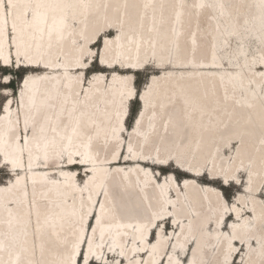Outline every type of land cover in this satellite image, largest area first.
<instances>
[{"label": "bare ground", "instance_id": "1", "mask_svg": "<svg viewBox=\"0 0 264 264\" xmlns=\"http://www.w3.org/2000/svg\"><path fill=\"white\" fill-rule=\"evenodd\" d=\"M13 3L0 65L30 70L1 89L0 264H264V0Z\"/></svg>", "mask_w": 264, "mask_h": 264}, {"label": "rangeland", "instance_id": "2", "mask_svg": "<svg viewBox=\"0 0 264 264\" xmlns=\"http://www.w3.org/2000/svg\"><path fill=\"white\" fill-rule=\"evenodd\" d=\"M112 36V35H110ZM100 44H101V41L99 40L96 44H94L92 47L94 49V58L90 61L91 62V65L90 67L86 70V77H89L92 72L94 71H108L102 67H100L98 64L100 63V56L98 54L97 55V51L99 52V49L101 48L100 47ZM13 51V48L12 46L10 47ZM90 64V63H89ZM88 64V65H89ZM15 65V64H14ZM150 65V64H149ZM156 65V64H155ZM30 69H26L24 67H13V66H9V67H3L0 65V80L2 79V77L4 75H8V78L12 80V83L11 85L8 84V82L5 84V83H1L0 84V106L2 104V102L7 98V94H2L1 92V89L4 88V87H7L9 88L10 87V93L13 97V102L16 103V101L18 100V93H19V83H20V80L21 78L25 75V73L27 71H29ZM158 72L157 69L151 67L150 66H147L139 71H134L133 72V82H135V80H137L138 82V86L135 85V88L136 90L138 91L139 95H138V99L141 98L140 97V94L143 92V89L147 86V82L149 81V78L151 76L152 73H156ZM8 79V81H9ZM3 80V79H2ZM13 90H12V89ZM135 97L133 96L132 99H134ZM134 99L132 100L130 103H129V114H128V111L126 113V115L128 114V117H127V120H126V128H129L130 129L132 128V126L135 125V122L137 121L138 119V114H139V107H140V102L139 100L141 101V99ZM15 104H14V109H15ZM125 115V117H126ZM137 116V117H136ZM232 152V149L231 150H226V154ZM1 165V164H0ZM154 170H159V172L161 174H164L168 171H173L175 176L177 177L178 181H176V184L179 182V185L181 186L182 185V181L181 178L184 176L183 173L177 171L173 166H170V167H165V168H160V167H156V166H153L152 167ZM79 171H83V167L80 169V168H77ZM9 170H7L5 167H2L0 166V184H4V183H7L9 178L11 177L9 175ZM154 177V175H153ZM209 178V177H208ZM208 178L206 177H198L197 180L199 183H207L209 180ZM78 179V182L81 183L83 177L80 175L77 177ZM239 182H244L245 181V178L243 176H239ZM214 185L218 188V190H220V193L221 194H224V197L226 198V201L229 202V203H232L234 201V195L237 194V192L242 189V186H238V185H234V184H228L226 185L223 181L220 182V181H213ZM179 185H176L179 187ZM171 189V188H170ZM172 192H170V194H174V191L173 189H171ZM260 193V194H259ZM257 197H259L260 199H264V188L263 189H259V191L257 192ZM232 212V211H231ZM164 222V221H162ZM166 224L167 225H171L168 224V220H166V222H164V224H161L159 225L160 229L163 230V227L165 225L166 227ZM224 227V224L222 225ZM221 226V227H222ZM158 227V228H159ZM171 227V226H169ZM92 226L89 228V233H90V230H91ZM167 229V228H166ZM170 230H172V228H170ZM170 230L169 231H166L164 229V232L166 231L165 234H168L170 233ZM174 230V229H173ZM157 233V229L155 231ZM154 232V234H155ZM148 233V232H147ZM85 234H86V231H85ZM154 234H153V238H154ZM164 234V233H163ZM148 234L146 235V238H147ZM173 237H170L169 238V241L172 239ZM148 239V238H147ZM156 240V238L154 239ZM152 242V241H151ZM83 248V247H82ZM86 247L84 246V249ZM168 248V247H167ZM244 248V247H243ZM185 253H187V249L185 250ZM164 257L161 256L159 260H161L162 258ZM84 259H85V250L82 251V258L80 260V263L79 264H83L84 263ZM181 260H183V257L181 258ZM187 262V261H185ZM241 264L242 262L238 260V257L235 259V263L234 264ZM229 264H231V260L229 261Z\"/></svg>", "mask_w": 264, "mask_h": 264}, {"label": "snow or ice", "instance_id": "3", "mask_svg": "<svg viewBox=\"0 0 264 264\" xmlns=\"http://www.w3.org/2000/svg\"><path fill=\"white\" fill-rule=\"evenodd\" d=\"M17 7L16 4L13 3V0H0V37H3L4 39H7L9 36V33L7 31V24H8V17L13 15V9ZM27 15L28 13L25 12V23L27 24ZM17 27L15 21H13L12 26H11V39L13 43H16V33ZM21 39H23V30L21 31ZM106 44L108 43L107 41L105 42ZM19 55V52L17 53ZM3 63L5 65L9 64L10 61L8 59H4ZM101 63H104L103 60H101ZM137 65H133V67H136ZM3 81L6 83L7 80L9 79L7 76L2 77ZM27 84V81H25ZM131 95V92L129 93ZM25 135H27V129L25 131ZM71 140V137H69V141ZM25 144L28 143L27 139L24 141ZM225 183H228V178H225ZM85 264H87V258H85Z\"/></svg>", "mask_w": 264, "mask_h": 264}, {"label": "trees", "instance_id": "4", "mask_svg": "<svg viewBox=\"0 0 264 264\" xmlns=\"http://www.w3.org/2000/svg\"><path fill=\"white\" fill-rule=\"evenodd\" d=\"M11 83H12V80L9 79L8 84L11 85ZM134 84L138 86V82H137V80H135Z\"/></svg>", "mask_w": 264, "mask_h": 264}, {"label": "water", "instance_id": "5", "mask_svg": "<svg viewBox=\"0 0 264 264\" xmlns=\"http://www.w3.org/2000/svg\"><path fill=\"white\" fill-rule=\"evenodd\" d=\"M140 99V98H139Z\"/></svg>", "mask_w": 264, "mask_h": 264}]
</instances>
